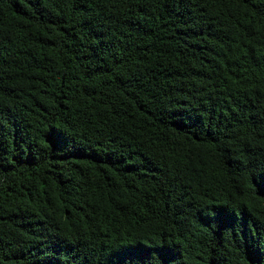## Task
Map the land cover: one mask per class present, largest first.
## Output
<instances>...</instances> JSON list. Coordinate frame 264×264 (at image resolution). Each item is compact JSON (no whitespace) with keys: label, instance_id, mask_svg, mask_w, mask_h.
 <instances>
[{"label":"trees","instance_id":"16d2710c","mask_svg":"<svg viewBox=\"0 0 264 264\" xmlns=\"http://www.w3.org/2000/svg\"><path fill=\"white\" fill-rule=\"evenodd\" d=\"M0 264H264V0H0Z\"/></svg>","mask_w":264,"mask_h":264}]
</instances>
